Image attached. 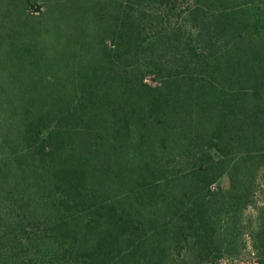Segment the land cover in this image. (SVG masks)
I'll return each mask as SVG.
<instances>
[{
	"label": "trees",
	"instance_id": "1",
	"mask_svg": "<svg viewBox=\"0 0 264 264\" xmlns=\"http://www.w3.org/2000/svg\"><path fill=\"white\" fill-rule=\"evenodd\" d=\"M107 1L111 26L104 15L92 16L80 51L65 58V66L76 67L70 85L75 97L65 99V109V80H58L67 74L61 77V71L30 63L52 70L54 82L29 81L22 89L24 110L35 106L24 123V149L33 148L41 163L54 212L61 219L88 214L96 225L90 239L70 223L53 224L49 235L61 253L52 263L169 264L173 254H239L248 199L243 168L264 163L263 148L246 129L247 105H264V92L222 88L212 68L248 36L238 9L264 0ZM23 45L31 55L34 45ZM261 68L264 88V59ZM147 75L156 77L157 88L143 84ZM39 85L42 91L35 90ZM29 90L34 96L26 95ZM193 113L200 116L199 130L179 134L187 149L200 152L184 182L181 169L164 166L154 148L142 146L148 137L167 149L173 123ZM54 122L40 138V129ZM203 149L225 153L224 168L208 162ZM222 172L230 189L213 194L209 188ZM252 239L264 264V228Z\"/></svg>",
	"mask_w": 264,
	"mask_h": 264
},
{
	"label": "rangeland",
	"instance_id": "2",
	"mask_svg": "<svg viewBox=\"0 0 264 264\" xmlns=\"http://www.w3.org/2000/svg\"><path fill=\"white\" fill-rule=\"evenodd\" d=\"M109 3L107 0H0V264H53V254L61 253L53 246L49 235L53 224L70 223L79 235L90 239L93 236L96 225L92 216L87 214L74 219H61V215L54 212L55 208L50 203L52 197L49 196L52 188L39 176L41 163L32 156L33 148L24 149V123L34 115L35 106L24 110L22 89L29 81L41 80L47 85L54 82L52 70L48 71L44 66L36 70L37 67L32 64L61 71L60 76L67 74V77L56 80H65V97L60 96L61 106L65 109V99L71 95L75 97L70 85L76 71V67L68 63L64 65L65 58L72 52L77 55L80 51L79 44L85 32L93 29L90 25L92 16L104 15L108 24L112 22ZM237 14L249 25L248 36L224 51L217 66L212 68L214 80L222 88L242 87L250 92L261 90L263 93L264 5L243 6ZM30 42L34 45L31 55L23 48V44L31 46ZM143 84L154 89L159 86V81L154 75H147ZM43 89L51 91L50 88ZM35 90L42 91L40 85ZM25 93L30 97L35 94L34 90ZM247 108L248 134L264 150V105L250 100ZM199 118L193 113L185 122L176 119L173 129L166 135L167 149L159 145V140L148 137L142 146L143 150L147 146L154 148L164 166L173 167L177 172L181 169L179 175L184 177V182L194 167L193 160L199 157L200 149H194L193 145L187 149L179 133L195 135L200 128ZM54 124L56 122L47 128L42 127L40 138ZM203 151L210 157L208 162L224 168L225 153L219 156L213 151ZM134 158L139 161L143 157ZM243 173L241 181L248 199L240 218L244 244L240 253L219 259L215 256L173 254L169 264H259L260 256L253 250L252 238L264 228V163L250 171L244 167ZM229 189V177L222 172L209 191L223 194Z\"/></svg>",
	"mask_w": 264,
	"mask_h": 264
}]
</instances>
